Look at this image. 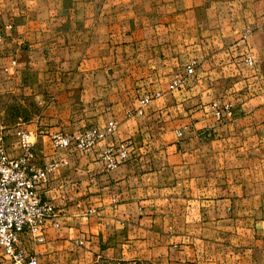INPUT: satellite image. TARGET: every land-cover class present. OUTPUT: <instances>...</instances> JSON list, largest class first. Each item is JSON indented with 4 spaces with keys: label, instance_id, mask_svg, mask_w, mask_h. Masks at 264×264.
<instances>
[{
    "label": "crops",
    "instance_id": "1",
    "mask_svg": "<svg viewBox=\"0 0 264 264\" xmlns=\"http://www.w3.org/2000/svg\"><path fill=\"white\" fill-rule=\"evenodd\" d=\"M0 26L8 154L23 128L39 165L59 162L43 190L58 218L23 249L40 264H264V0H0ZM110 121L88 152L52 145ZM122 141L129 159L106 169Z\"/></svg>",
    "mask_w": 264,
    "mask_h": 264
},
{
    "label": "built area",
    "instance_id": "2",
    "mask_svg": "<svg viewBox=\"0 0 264 264\" xmlns=\"http://www.w3.org/2000/svg\"><path fill=\"white\" fill-rule=\"evenodd\" d=\"M247 63L252 64V60L248 59ZM194 72L193 65L187 68V76ZM185 80L184 77L177 78L170 85V89L183 86ZM150 101L149 98L142 101L143 105L136 114L142 115ZM129 115H132L131 112ZM216 116L222 118L223 114L218 110ZM116 129L117 123L110 121L104 129L88 128L72 135L59 132L50 137L57 150L76 149L79 152H88L113 135ZM16 136L22 153L13 158L8 154L5 137L0 134V259L5 256L10 264H40L35 254L21 247V242L23 235L29 233L38 244L43 243L44 226L58 218L54 204L44 200L43 190L48 184L49 175L59 167V162L39 165L35 161L32 135L20 128ZM129 156L130 144L122 141L109 146L102 159L106 169L113 170L126 162Z\"/></svg>",
    "mask_w": 264,
    "mask_h": 264
},
{
    "label": "rangeland",
    "instance_id": "3",
    "mask_svg": "<svg viewBox=\"0 0 264 264\" xmlns=\"http://www.w3.org/2000/svg\"><path fill=\"white\" fill-rule=\"evenodd\" d=\"M0 28H3L2 26H0ZM82 130H84V129H82ZM82 130H78V131H76V132H79V131H82Z\"/></svg>",
    "mask_w": 264,
    "mask_h": 264
}]
</instances>
